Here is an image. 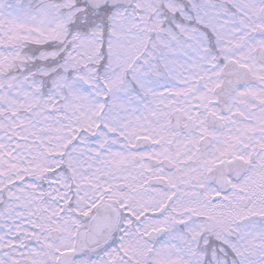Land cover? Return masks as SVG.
Listing matches in <instances>:
<instances>
[{
  "label": "snow or ice",
  "instance_id": "snow-or-ice-1",
  "mask_svg": "<svg viewBox=\"0 0 264 264\" xmlns=\"http://www.w3.org/2000/svg\"><path fill=\"white\" fill-rule=\"evenodd\" d=\"M0 264H264V0H0Z\"/></svg>",
  "mask_w": 264,
  "mask_h": 264
}]
</instances>
